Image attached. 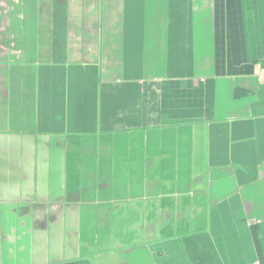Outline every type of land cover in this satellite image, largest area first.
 Returning a JSON list of instances; mask_svg holds the SVG:
<instances>
[{"label":"crops","instance_id":"1","mask_svg":"<svg viewBox=\"0 0 264 264\" xmlns=\"http://www.w3.org/2000/svg\"><path fill=\"white\" fill-rule=\"evenodd\" d=\"M262 73L264 0H0V264H264Z\"/></svg>","mask_w":264,"mask_h":264},{"label":"built area","instance_id":"2","mask_svg":"<svg viewBox=\"0 0 264 264\" xmlns=\"http://www.w3.org/2000/svg\"><path fill=\"white\" fill-rule=\"evenodd\" d=\"M263 75H264V73H262V75H261V76L259 75V78H262V77H264Z\"/></svg>","mask_w":264,"mask_h":264}]
</instances>
